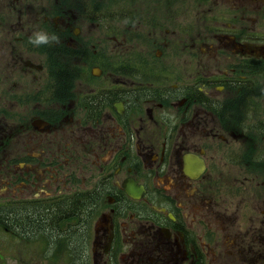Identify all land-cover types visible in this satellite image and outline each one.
<instances>
[{"label": "flooded vegetation", "instance_id": "flooded-vegetation-1", "mask_svg": "<svg viewBox=\"0 0 264 264\" xmlns=\"http://www.w3.org/2000/svg\"><path fill=\"white\" fill-rule=\"evenodd\" d=\"M1 3L0 220L35 264H264V0Z\"/></svg>", "mask_w": 264, "mask_h": 264}, {"label": "rangeland", "instance_id": "rangeland-1", "mask_svg": "<svg viewBox=\"0 0 264 264\" xmlns=\"http://www.w3.org/2000/svg\"><path fill=\"white\" fill-rule=\"evenodd\" d=\"M4 3H1L0 0V5H2ZM34 9H31V11H28L27 14L31 13L32 17H39V15L37 16L34 12ZM22 15V13H21ZM27 16L23 15L21 19H25ZM7 19L9 20V22L11 23V25L14 24V22H12L14 20V17H10L8 16ZM88 33H85L83 30H81L80 32V36H84L85 39H81V44L85 43L86 41V35ZM79 36V37H80ZM88 40L86 41V45L87 42L93 43V44H97L99 45L101 48L104 49V43L102 42L104 37L103 36H88L87 37ZM112 41L109 42H105V44H110ZM69 43L74 44L73 42L69 41ZM63 44L66 45L67 48V44L65 41H63ZM106 53L109 55H112L113 53L109 50V49H105ZM62 55L67 56L68 59H71L72 56L74 55V52H72V50H64ZM61 66H65L64 63L61 64ZM14 189H8L9 192L8 195L13 196ZM4 191V189H3ZM71 195V194H69ZM78 198V195H74L71 196L70 202H74V200ZM2 198L0 197V201ZM69 201V199H68ZM62 209V206H61ZM60 211L58 212H53L52 211V219L54 218H58L60 216ZM46 214H44L45 216ZM64 219V220H63ZM7 221V222H4ZM21 222H23V220H20ZM74 218H68V222L67 220H65V218H61V222H60V227H62L63 229H65L66 225H69V222L71 224L74 223ZM5 226V227H4ZM26 229V226L24 224H22L21 226L15 222L12 221H8L6 218L3 219V217H1L0 220V264H35L36 262H42L43 260L41 258L38 257H42L41 254H37V252L39 251L38 245L37 243H39L40 245L44 246V240H38L39 242L36 241H32L28 239V236L31 233L28 232H24L21 233L23 230ZM38 228L35 229V231ZM38 234L40 233L41 229L37 230ZM46 243H45V247H46ZM65 244L61 243L60 245L58 244L57 249L54 250L55 252H58L59 250H61L63 248ZM48 253V252H47ZM48 257H46L45 259L49 260V261H54V264H60L59 261H56V254H54L53 256L47 255ZM44 258V257H42Z\"/></svg>", "mask_w": 264, "mask_h": 264}, {"label": "clouds", "instance_id": "clouds-1", "mask_svg": "<svg viewBox=\"0 0 264 264\" xmlns=\"http://www.w3.org/2000/svg\"><path fill=\"white\" fill-rule=\"evenodd\" d=\"M29 43L34 47L41 45H51L53 43H59V37L55 34H49L44 30H35L29 37Z\"/></svg>", "mask_w": 264, "mask_h": 264}, {"label": "trees", "instance_id": "trees-1", "mask_svg": "<svg viewBox=\"0 0 264 264\" xmlns=\"http://www.w3.org/2000/svg\"><path fill=\"white\" fill-rule=\"evenodd\" d=\"M38 226V225H37Z\"/></svg>", "mask_w": 264, "mask_h": 264}]
</instances>
